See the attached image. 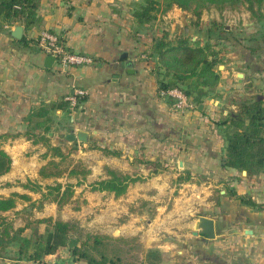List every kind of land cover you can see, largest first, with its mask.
<instances>
[{
	"label": "crops",
	"instance_id": "1",
	"mask_svg": "<svg viewBox=\"0 0 264 264\" xmlns=\"http://www.w3.org/2000/svg\"><path fill=\"white\" fill-rule=\"evenodd\" d=\"M140 1L40 0L39 24L0 28V134H18L3 141L13 166L0 180H41L39 171L50 160L40 159L47 146L35 144L26 132H46L53 145H63L61 139L71 145L67 133L83 130L89 140H76L79 147L96 143L118 151L108 155L95 149V180L108 177L105 166L125 174L137 169L133 176L141 177L119 197L110 191H85L79 213L63 216L77 218L87 232L109 235L113 242L120 239L112 264H264V209L235 195L264 204V170L249 178L222 166L227 139L221 124L236 108L231 98L264 99V46L252 50L245 45L238 59L223 50L218 86L195 108L177 110L173 99L160 93L158 61L150 56L154 40L164 31L170 39L177 34L174 28H156L160 18L139 25L133 11ZM168 17V12L162 16L164 22ZM183 21L186 25L189 20ZM17 25L23 26L21 38L13 35ZM43 30L58 34L68 49L91 56L93 63L65 67L55 60L46 66L49 55L37 43ZM79 89L87 94L74 107L67 97ZM26 154L18 168V159ZM151 162L163 169L154 173ZM13 192L33 200L41 197L21 187L0 191V196ZM77 197L78 192L73 200ZM139 200L147 205L140 208ZM29 204L19 199L14 209L0 215L13 220L15 228L23 227ZM32 211L33 218H56L58 205L49 202ZM200 217L214 220V239L207 240ZM137 245L143 249L138 257ZM19 247L17 241L0 247V264H88L69 245L40 262L20 257Z\"/></svg>",
	"mask_w": 264,
	"mask_h": 264
},
{
	"label": "trees",
	"instance_id": "2",
	"mask_svg": "<svg viewBox=\"0 0 264 264\" xmlns=\"http://www.w3.org/2000/svg\"><path fill=\"white\" fill-rule=\"evenodd\" d=\"M39 4L40 0H0V28L5 25L23 24L28 29L39 24L37 14ZM227 5L233 8L244 5L250 12L253 22H264V0H143L137 3L133 15L139 25L152 24L158 19L159 13L164 15L177 6L182 10L191 11L197 20H200L204 10L211 6L223 9ZM198 23L199 21L196 22ZM219 30L209 29L207 39L228 38L221 35ZM192 40L193 36L189 34H178L170 39V33L164 31L160 38L154 40L150 56L158 61L160 93L169 88H180L192 103L199 105L208 92L214 90L220 83L222 71L219 66L224 65L225 61L222 51L215 50V46L194 45ZM251 48L256 49L254 46ZM231 101L236 108L229 111L226 118L221 121V124L226 125L227 139L226 156L222 166L239 172L247 171V177L250 178L264 170V99L237 96L231 98ZM58 105L55 104L57 107ZM25 135L35 144L42 142L47 146V151L42 157L45 159L50 157V160L39 171L42 178L66 177L68 180L76 178L77 181L63 183L56 180L54 184L43 185L37 180L28 179L27 182L18 180L17 184L40 193L41 197L33 200L28 194L19 192H13L8 197L0 196V212L14 209L19 199L30 201V209L26 210L29 214L28 220L23 227L15 228L13 220L0 215V247L4 248L10 242L17 241L20 244V257L40 262L46 255L55 253L60 247L68 246L70 240H75L82 242L80 246L72 248L75 256L86 259L88 264H112L114 259L103 250L110 241L113 242L114 238L111 236L94 234L83 240L81 236H72L78 225L74 220L54 217L33 218L32 210L42 209L46 203L54 202L59 209L71 203L75 196V187L85 184L92 172L89 167L82 164V161L70 159V151L65 146L53 145L46 132L42 134L28 131ZM9 137L14 139L18 134H0V176L7 174L13 166L12 156L2 147L3 141ZM76 144L77 141L71 145ZM90 146L92 149H102L96 143H90ZM102 150L108 155L118 154V151L105 148ZM150 164L154 167V173L163 169L156 162ZM105 170L108 177L89 183L91 191H110L119 197L127 192L130 183L141 180V177L133 176L138 172L137 169L126 174L109 166H105ZM12 185L14 184L11 182L6 183V186ZM235 195L245 204L264 209V204L259 205L245 196ZM43 224L45 226L41 230Z\"/></svg>",
	"mask_w": 264,
	"mask_h": 264
},
{
	"label": "rangeland",
	"instance_id": "3",
	"mask_svg": "<svg viewBox=\"0 0 264 264\" xmlns=\"http://www.w3.org/2000/svg\"><path fill=\"white\" fill-rule=\"evenodd\" d=\"M143 1V0H141ZM170 14V17H168V22H164L162 19V16L160 13L158 14V18H160V21L158 20L155 22L156 28L158 29H171L174 28L175 34H182V35H190L193 36L192 43L194 45L199 46H205L206 44H211V46H215V50H225V51H231L238 56L241 54L242 50L244 49V46L247 45L249 47H255V46H264V22H253L250 17V12L246 9V6L240 5L236 8H233L232 6H225L223 9H219L215 6H211L209 9L204 10L201 19L197 20V17L191 12V11H185L181 8L175 6L173 9L168 11ZM183 18H186L189 21L185 25H182ZM166 20V19H165ZM199 21L198 24L196 22ZM213 30H219L221 35L227 36L228 38L218 40L215 38H212V40L207 39V33L209 29ZM219 28V29H218ZM186 29V30H185ZM189 29V30H188ZM184 30V31H183ZM201 33H199V32ZM176 36H172V38H175ZM223 53V52H222ZM233 55V54H232ZM224 57V56H223ZM224 59V58H223ZM220 70H224V67ZM61 142L63 146L70 152V159H73V161H82V164L86 165L87 167L91 166L90 168L91 172H94L92 175H88V179L85 184H82L80 186L75 187V194L78 192V197L74 200H72L71 203H68L67 205L63 206L59 209L58 207V216L56 218L64 219V215H71L73 213H79V210L81 209V206L86 203V200H83V194L85 191L90 190L89 183L95 181L96 173L95 171L98 170L99 166L97 163L98 157L96 155V150L92 149L90 144L79 147V145H65L64 139H61ZM31 153H35L34 150L31 151ZM26 157H29L28 154L24 155V158L18 159V168H21V162L22 160H26ZM42 157L41 154V158ZM106 171V170H105ZM28 180V179H27ZM22 181V182H27ZM60 181L63 183H66L68 181L76 182V178H72L71 180H68L66 177L63 178H41V181L43 182V185L46 184H54L55 182ZM17 181H13L14 185L12 186H6V183L9 182L8 180L3 179L0 180V191L6 193L8 190L13 189L15 187H21L19 184H17ZM21 181V180H20ZM36 181V180H35ZM28 190V189H27ZM3 196V195H2ZM147 204L144 203V201L139 200L137 202V206L140 208H143ZM65 208L68 210L66 211ZM66 212V214H65ZM55 218V219H56ZM65 220V219H64ZM67 220H74L78 223L77 228L72 232V236H81L80 238H87L88 235H94L92 232H87V229L83 228L79 224V220L75 217H72L71 219ZM44 224L41 226V230L44 229ZM121 244H119L117 241L112 242L110 241L105 248L103 249L104 252L112 257L113 259L117 257V254H119V251L121 248H119ZM93 253L94 251L91 250ZM143 253V249L140 245L136 246V254L137 257L141 256ZM140 258V257H139Z\"/></svg>",
	"mask_w": 264,
	"mask_h": 264
},
{
	"label": "built area",
	"instance_id": "4",
	"mask_svg": "<svg viewBox=\"0 0 264 264\" xmlns=\"http://www.w3.org/2000/svg\"><path fill=\"white\" fill-rule=\"evenodd\" d=\"M38 46L41 50L55 56V60L62 66H82L93 63V58L87 54L73 52L65 46L60 36L50 30H43L37 38ZM87 94L86 90L79 89L74 95H69L67 99L72 106L77 107L81 99ZM161 94L170 97L174 101V106L177 110H187L195 108L184 91L180 88H169L162 90Z\"/></svg>",
	"mask_w": 264,
	"mask_h": 264
},
{
	"label": "water",
	"instance_id": "5",
	"mask_svg": "<svg viewBox=\"0 0 264 264\" xmlns=\"http://www.w3.org/2000/svg\"><path fill=\"white\" fill-rule=\"evenodd\" d=\"M13 35L16 38H21L23 35V26L22 25H17L14 28L13 31ZM55 56L53 55H49L46 59V66L51 67L53 65V62L55 61ZM223 65H220V68H223ZM243 74L239 73V77H242ZM65 139L70 142L73 143L76 140H79L81 142H87L89 140V133L83 130H79V131H73L70 133H67ZM244 174H247V171H243ZM199 226L201 228L204 229V233L207 234L208 239L207 240H211L214 239L216 237V233H215V222L213 219L208 218V217H200V224ZM69 247H75L77 246V241L75 240H70L69 241ZM179 264H184V263H179Z\"/></svg>",
	"mask_w": 264,
	"mask_h": 264
}]
</instances>
